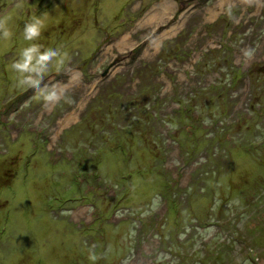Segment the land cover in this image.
<instances>
[{"label": "rangeland", "instance_id": "rangeland-1", "mask_svg": "<svg viewBox=\"0 0 264 264\" xmlns=\"http://www.w3.org/2000/svg\"><path fill=\"white\" fill-rule=\"evenodd\" d=\"M0 17V264H264V0H0ZM29 43L69 53L43 81L58 102L17 84Z\"/></svg>", "mask_w": 264, "mask_h": 264}, {"label": "clouds", "instance_id": "clouds-1", "mask_svg": "<svg viewBox=\"0 0 264 264\" xmlns=\"http://www.w3.org/2000/svg\"><path fill=\"white\" fill-rule=\"evenodd\" d=\"M8 17H0V37L8 40L13 33L8 27ZM42 16L33 14L24 24L23 36L26 41H36L45 28ZM67 51L60 48H44L38 43H29L23 47L17 59L11 64V70L16 74L17 84L25 89L31 88L34 95L44 104L55 103L60 99L56 84L44 83L45 74L48 73L49 65L55 62L56 74L63 73L65 65L70 61ZM89 259L95 260V256Z\"/></svg>", "mask_w": 264, "mask_h": 264}, {"label": "bare ground", "instance_id": "bare-ground-1", "mask_svg": "<svg viewBox=\"0 0 264 264\" xmlns=\"http://www.w3.org/2000/svg\"><path fill=\"white\" fill-rule=\"evenodd\" d=\"M170 5H171V2L159 3V9H157L158 11H155L154 15L150 16V18L148 20H159V17H157V14H159L161 17L169 15L171 12ZM165 18H169V17H165ZM165 20H167V19H165Z\"/></svg>", "mask_w": 264, "mask_h": 264}]
</instances>
